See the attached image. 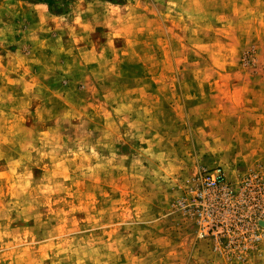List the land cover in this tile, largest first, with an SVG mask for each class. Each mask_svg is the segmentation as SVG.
<instances>
[{"label": "rangeland", "instance_id": "rangeland-1", "mask_svg": "<svg viewBox=\"0 0 264 264\" xmlns=\"http://www.w3.org/2000/svg\"><path fill=\"white\" fill-rule=\"evenodd\" d=\"M17 1L0 264H264V0Z\"/></svg>", "mask_w": 264, "mask_h": 264}, {"label": "crops", "instance_id": "crops-1", "mask_svg": "<svg viewBox=\"0 0 264 264\" xmlns=\"http://www.w3.org/2000/svg\"><path fill=\"white\" fill-rule=\"evenodd\" d=\"M7 3L5 4L7 7H17L19 8V11L17 14H14V24L17 26L15 28V31L17 30V28L19 27L21 30L19 32H15V34L17 33V35H20L21 39H24L25 36H27L30 32V28H31V23L27 22L28 20L31 21V19H33V10L34 9H41L43 11L44 14H46L47 9L46 7L42 6V5H32L26 2H20L17 0H5ZM27 9L29 11H27V15L25 14L26 11L22 12L23 9ZM5 11H7L5 8H3ZM32 10V11H31ZM23 14V15H22ZM22 15V16H21ZM28 19V20H27ZM56 21V20H54ZM26 25V30H24ZM4 67V64L3 66Z\"/></svg>", "mask_w": 264, "mask_h": 264}, {"label": "trees", "instance_id": "trees-1", "mask_svg": "<svg viewBox=\"0 0 264 264\" xmlns=\"http://www.w3.org/2000/svg\"><path fill=\"white\" fill-rule=\"evenodd\" d=\"M48 4H49L50 6H53V3H52V2H49Z\"/></svg>", "mask_w": 264, "mask_h": 264}, {"label": "built area", "instance_id": "built-area-1", "mask_svg": "<svg viewBox=\"0 0 264 264\" xmlns=\"http://www.w3.org/2000/svg\"><path fill=\"white\" fill-rule=\"evenodd\" d=\"M216 181L215 180H213V182L212 183H215ZM212 185H215V184H212Z\"/></svg>", "mask_w": 264, "mask_h": 264}]
</instances>
